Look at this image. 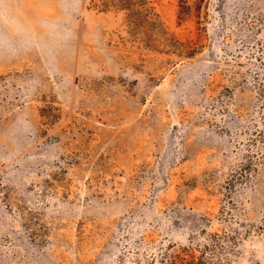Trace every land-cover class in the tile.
I'll return each instance as SVG.
<instances>
[{
    "label": "rangeland",
    "instance_id": "rangeland-1",
    "mask_svg": "<svg viewBox=\"0 0 264 264\" xmlns=\"http://www.w3.org/2000/svg\"><path fill=\"white\" fill-rule=\"evenodd\" d=\"M0 0V264H264V0Z\"/></svg>",
    "mask_w": 264,
    "mask_h": 264
},
{
    "label": "trees",
    "instance_id": "trees-1",
    "mask_svg": "<svg viewBox=\"0 0 264 264\" xmlns=\"http://www.w3.org/2000/svg\"><path fill=\"white\" fill-rule=\"evenodd\" d=\"M110 7L117 8V10H125L128 13V16L131 17L132 22H135V19L143 16L144 18L150 17L152 12V7L148 4V0H102L101 9L107 10ZM179 18L183 17L187 12L185 9L188 8L187 0H181L180 3Z\"/></svg>",
    "mask_w": 264,
    "mask_h": 264
}]
</instances>
